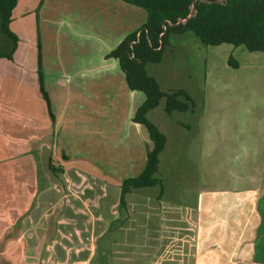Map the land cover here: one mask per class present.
I'll return each mask as SVG.
<instances>
[{
    "label": "crops",
    "instance_id": "0c3cea01",
    "mask_svg": "<svg viewBox=\"0 0 264 264\" xmlns=\"http://www.w3.org/2000/svg\"><path fill=\"white\" fill-rule=\"evenodd\" d=\"M146 20L123 0H17V45L0 56V264L104 256L121 183L153 145L132 120L144 94L106 55ZM10 46L0 31V53ZM193 246L194 264H264V187L201 194Z\"/></svg>",
    "mask_w": 264,
    "mask_h": 264
},
{
    "label": "rangeland",
    "instance_id": "374dc122",
    "mask_svg": "<svg viewBox=\"0 0 264 264\" xmlns=\"http://www.w3.org/2000/svg\"><path fill=\"white\" fill-rule=\"evenodd\" d=\"M146 70L163 91L185 90L194 106L167 114L162 98L148 113L167 137L155 173L164 194L158 184L129 193L93 264H194L201 194L264 187V51L172 33L161 62Z\"/></svg>",
    "mask_w": 264,
    "mask_h": 264
},
{
    "label": "trees",
    "instance_id": "16d2710c",
    "mask_svg": "<svg viewBox=\"0 0 264 264\" xmlns=\"http://www.w3.org/2000/svg\"><path fill=\"white\" fill-rule=\"evenodd\" d=\"M147 12L146 22L137 30L125 36L106 57L118 60L125 74L126 83L131 90L141 91L145 98L136 109L132 120L142 124L152 141L142 171L123 179L120 186V209L127 204V195L139 188L159 185V198L164 194L162 181L155 176L164 150L167 137L164 132L148 118V112L165 99L164 110L184 112L194 106L190 95L183 89L165 92L157 79L146 70L148 63L162 60L168 37L172 33L193 32L203 43L234 46L243 45L248 51H264V0H123ZM17 0H0V31L10 41L11 46L0 56L11 58L18 37L10 29L12 10ZM40 46V45H39ZM228 63L238 67L230 55ZM38 75L40 92L45 99L48 111L54 119L51 102L44 87L43 72L38 54ZM55 171V167L52 165Z\"/></svg>",
    "mask_w": 264,
    "mask_h": 264
}]
</instances>
